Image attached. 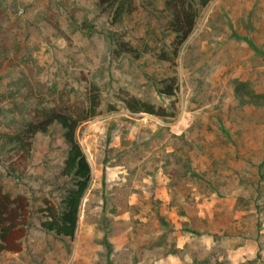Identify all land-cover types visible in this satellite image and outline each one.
<instances>
[{"label":"rangeland","instance_id":"374dc122","mask_svg":"<svg viewBox=\"0 0 264 264\" xmlns=\"http://www.w3.org/2000/svg\"><path fill=\"white\" fill-rule=\"evenodd\" d=\"M171 18L166 0H134L117 23L98 0H0V129L25 95L67 107L96 85L101 97L77 130L92 177L75 237L37 215L72 185L60 129L37 135L24 178L0 153V186L31 202L23 250L0 264H264V0H212L177 52ZM132 97L160 114L130 111Z\"/></svg>","mask_w":264,"mask_h":264},{"label":"trees","instance_id":"16d2710c","mask_svg":"<svg viewBox=\"0 0 264 264\" xmlns=\"http://www.w3.org/2000/svg\"><path fill=\"white\" fill-rule=\"evenodd\" d=\"M212 0H166L172 11L169 29L175 34L174 50L180 47L193 33L200 10ZM104 10L113 13V21L120 22L134 9V0H98ZM86 27H91L86 24ZM117 51L133 52L134 48L126 41L116 40ZM1 58V57H0ZM2 59H0L1 61ZM24 83V79L21 80ZM177 85V84H176ZM178 87V85L176 86ZM22 87H17L20 91ZM91 94L81 105L67 107L44 105L41 101L29 99V95L19 98L18 116H11L6 129H0V153L7 174L24 178L28 175L34 157V142L38 134L51 133L59 128L67 144L61 177L72 180L62 197L60 204L50 198H43V205L37 210L40 227L47 232H54L61 238H73L78 229L83 198L89 188L92 167L88 157L77 139L80 125L99 115L101 97L99 87H91ZM163 94L173 96L174 86L169 85ZM15 99V98H14ZM87 103V104H85ZM127 108L132 112L160 114L154 104L141 101L136 97L125 99ZM78 105V106H77ZM24 109L26 111H24ZM31 202L27 195H12L0 186V253L21 252L24 240L30 230Z\"/></svg>","mask_w":264,"mask_h":264},{"label":"crops","instance_id":"0c3cea01","mask_svg":"<svg viewBox=\"0 0 264 264\" xmlns=\"http://www.w3.org/2000/svg\"><path fill=\"white\" fill-rule=\"evenodd\" d=\"M208 244H210L211 245V243H213L214 241L213 240H211V239H209L208 240ZM184 243H187V242H181V241H179V243L176 245V247L178 248V249H183L184 248V245H186V244H184ZM255 243V241H251L250 242V244H254ZM251 249H256V246H254V248H253V246H252V248H250L249 249V251L251 250ZM244 252H247V248H246V246L245 247H243V246H239L238 247V249H232V251L230 252V254H229V256L228 257H231L232 259H235L236 257H238V256H240L242 253H244ZM173 257H174V259L176 260V259H178V258H180V257H178L177 255H175V254H173ZM245 258V256H244V254H243V258H241L239 261H242L243 259ZM239 259V258H238ZM238 259H236V260H238Z\"/></svg>","mask_w":264,"mask_h":264}]
</instances>
